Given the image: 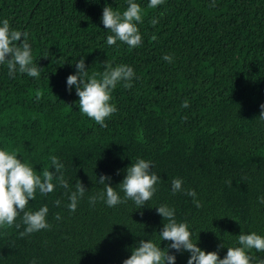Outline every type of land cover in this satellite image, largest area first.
Returning a JSON list of instances; mask_svg holds the SVG:
<instances>
[{
  "label": "trees",
  "instance_id": "trees-1",
  "mask_svg": "<svg viewBox=\"0 0 264 264\" xmlns=\"http://www.w3.org/2000/svg\"><path fill=\"white\" fill-rule=\"evenodd\" d=\"M135 2L143 11L137 24L143 43L129 49L120 41L108 46L112 33L101 21L105 6L122 13L127 0H0V22L28 34L33 62L41 67L39 78L19 71L10 77L7 64L0 65V150L14 151L38 175L54 170V155L71 190L77 179L88 189L74 213L68 190L37 191L25 211L47 205L51 227L21 237V213L19 228H0V264H123L140 240L162 249L169 243L158 235L163 218L156 207L162 204L187 223L193 243L220 258L227 247L239 246L241 231L264 236V121L258 118L264 0H165L155 9L147 7L149 0ZM154 18L159 22L152 26ZM80 58L89 76L102 73L104 63L134 70L132 88L121 82L111 93L117 111L106 128L80 113L75 86L68 91L67 77L76 74ZM185 100L189 107H181ZM138 158L151 161L160 177L145 206L89 203L104 190L100 174L111 177L123 199L119 184ZM174 178L185 191L172 193ZM170 251L176 264H187L188 252Z\"/></svg>",
  "mask_w": 264,
  "mask_h": 264
},
{
  "label": "clouds",
  "instance_id": "clouds-1",
  "mask_svg": "<svg viewBox=\"0 0 264 264\" xmlns=\"http://www.w3.org/2000/svg\"><path fill=\"white\" fill-rule=\"evenodd\" d=\"M164 2L165 0H149L147 7L155 9ZM212 6H215L214 2ZM142 18V8L135 0H127V8L122 13L114 11L111 6H105L101 21L104 28L112 33L107 36V45L113 46L120 41L129 49L141 46L143 41L137 24L142 23ZM158 22V19L154 18L150 24L155 26ZM27 35L26 32L11 29L7 19L0 22V65L7 64L10 77L17 71L33 78H39L41 75V67L33 62ZM163 59L169 63L172 62L170 55H165ZM75 68L76 74L67 77L68 91L71 92L72 87L75 86L76 95L79 97L80 113L106 128L105 120L117 111L115 105L110 103L111 93L121 82L124 88H132L131 81L135 75L133 68L124 64L113 67L111 63H104L102 73H93L89 76L84 58L78 60ZM39 98L38 93L37 99ZM189 106L187 100L181 105V107ZM260 109L258 118L264 121V104L260 105ZM17 157L14 151L0 150V228L14 225L19 228L20 225L15 224V221L23 213L22 223L26 226L20 233L23 237L51 227L46 220L49 212L47 205L37 211H25L29 201L36 198L37 191L42 196H47L55 190L57 185L68 190L65 193L69 200L67 208L74 213L88 189L77 179L74 185L75 190H71L72 186L63 174L64 165L54 155L49 157L54 170L43 169L39 175L32 166ZM152 168L151 161L140 158L127 167L126 175L119 184L120 190L124 193L123 199L110 185L111 177L100 174L97 182L104 185V190L89 197V203L94 206L99 200L108 207H115L130 200L137 208H142L156 193V185L160 180ZM227 183L231 184V181ZM182 184L181 179L174 178L171 182L172 193L185 191ZM186 195L193 197L195 207H202L200 201L196 199L197 194L194 190H187ZM60 203L59 199L55 201L57 207ZM259 203L264 204V197L259 198ZM156 210L157 214L163 218V228L158 233L159 239L169 243L162 249L160 244L157 245L151 240H140L132 248L131 255L123 261V264H176V255L170 250H175V253L188 252L190 255L187 264H264V258L251 254L253 250L264 254V236L256 232L241 231L237 239L239 246L227 247L226 255L220 258L218 251L206 252L198 247L197 243H193L192 233L187 223L177 222L174 208L162 204L156 207ZM56 219H61L59 214ZM217 247L223 248L225 244L221 243Z\"/></svg>",
  "mask_w": 264,
  "mask_h": 264
}]
</instances>
